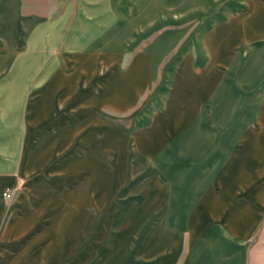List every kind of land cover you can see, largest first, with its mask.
Returning a JSON list of instances; mask_svg holds the SVG:
<instances>
[{
	"label": "rangeland",
	"instance_id": "374dc122",
	"mask_svg": "<svg viewBox=\"0 0 264 264\" xmlns=\"http://www.w3.org/2000/svg\"><path fill=\"white\" fill-rule=\"evenodd\" d=\"M142 1L139 9L152 14V25L137 26L136 34L151 41H133V53L147 54L106 58L99 98L83 88L87 76L82 65L77 68L80 62H68L58 50L55 58L42 60V70L51 61L63 73L49 81L62 85H52L63 96L60 103L50 101V94L30 119L33 92L24 104L10 100L13 137L2 139L0 148L8 150L0 162H8L9 171L0 173L14 182L4 189L11 197L1 196L0 264H45V258L50 264H148L146 239L160 223L178 240L173 264L183 257L181 233L191 224L205 180L229 156L232 166L243 159L244 151L233 152L237 143L245 140L247 155L236 183L255 177L264 163V123L255 118L264 101V54H250L258 46L264 52V3L217 0L214 8V0ZM28 3L49 19L72 5ZM232 34L224 57L219 48ZM88 74L93 80L91 68ZM71 92L73 101L88 94L79 99L86 111V105L65 106ZM35 193L44 196L29 203L36 220L11 232L23 196ZM63 227V250L54 258V248L42 256L50 230Z\"/></svg>",
	"mask_w": 264,
	"mask_h": 264
},
{
	"label": "crops",
	"instance_id": "0c3cea01",
	"mask_svg": "<svg viewBox=\"0 0 264 264\" xmlns=\"http://www.w3.org/2000/svg\"><path fill=\"white\" fill-rule=\"evenodd\" d=\"M27 2L28 0H0V148H3L2 139L13 137L9 136L10 100L15 101L16 105L24 104L26 93L29 96V91L33 92L31 95L33 105L28 110L31 119L37 112L40 113V102L49 99L50 94L52 95L49 100L52 102L60 103L63 99V96L56 92L62 85L49 84L55 74L63 73L56 72L57 67L51 61L42 70V60H50L52 55V59L55 58L60 50L68 62H80L76 65L77 68L82 65L83 74L87 76L82 82L83 88L95 91L96 98H99L100 88L97 82L102 80L105 59L112 55L119 58L123 54H135L133 41L138 39L143 43L151 41L148 38L140 39L136 34L137 26L152 25L150 23L153 19L152 14L142 15L144 9H139L145 2L142 0H71V7H65L64 12L54 19L42 17L39 13L40 8L28 7ZM35 2L39 3L40 0H29L28 5ZM259 2L264 3V0ZM73 3L77 7L76 10L72 8ZM216 3L217 0H214V8ZM137 9H142L139 12L140 19L136 18ZM53 10H56V6ZM232 36L234 37V34L219 48L224 57H228V54H223L222 50L227 49L224 47L233 42ZM218 37H213L215 46H218ZM111 43L113 44L110 45ZM257 49L259 46L250 54H264ZM214 51L209 48L211 54H218ZM136 54L147 52L144 50ZM138 58L131 59V70ZM90 68L93 80H87ZM52 85H56L57 88H52ZM44 91L45 94L42 93ZM129 91L131 92V86ZM71 94L72 92L66 93L64 96V98L68 96L65 100L66 107L68 104L81 108L86 105L84 100L79 99L88 98L87 93L80 95L75 101ZM120 96V90H117L116 99L120 100ZM79 102L80 104H77ZM16 105L13 103L12 110ZM87 106L81 110L86 111ZM255 118L256 121L264 123V101ZM244 141L241 146L237 143L233 151H244L239 164L232 166L227 163L226 160L232 157L229 156L225 163L215 170L213 179H203L209 184L207 186L205 183L202 184L206 188L199 190V203L194 208L191 224L181 233L183 257L178 256L173 264H264V163L258 164L259 168H255L259 169L255 177L244 182H235L246 162L247 146ZM0 153L8 154V150L0 149ZM0 167L2 172L9 171L8 162L1 161ZM12 177L0 173V214L4 208L1 196L5 188L13 185ZM39 196L44 197L36 193L25 198L23 196L21 200L23 207L19 204L16 208V216L20 215V218L16 217V226L11 223L9 228L11 232L19 233L30 222L36 220L37 213L28 212V208L33 197ZM64 230V227L59 233L57 230L55 232L50 230L51 241L42 256H46L51 248L55 250L52 258L59 255L65 244L64 241H60L66 238ZM177 242V237L164 225L157 224L146 239L144 248L146 263L170 264L176 255ZM43 261L41 262L50 264L51 259L45 258ZM0 263H3L1 259Z\"/></svg>",
	"mask_w": 264,
	"mask_h": 264
},
{
	"label": "built area",
	"instance_id": "2783aa9c",
	"mask_svg": "<svg viewBox=\"0 0 264 264\" xmlns=\"http://www.w3.org/2000/svg\"><path fill=\"white\" fill-rule=\"evenodd\" d=\"M2 196H3L4 199H9V198L11 197L9 191H5V192H3Z\"/></svg>",
	"mask_w": 264,
	"mask_h": 264
},
{
	"label": "bare ground",
	"instance_id": "6f19581e",
	"mask_svg": "<svg viewBox=\"0 0 264 264\" xmlns=\"http://www.w3.org/2000/svg\"><path fill=\"white\" fill-rule=\"evenodd\" d=\"M147 65V64H146ZM140 66V65H139ZM148 66V65H147ZM145 67V66H144ZM149 67V66H148ZM146 68V67H145ZM137 69V68H136ZM135 73H137V72H135ZM137 75H138V73H137ZM143 77V76H142ZM144 77H146V76H144ZM136 78V77H135ZM144 82V81H143ZM256 113H257V111H256ZM255 117H256V115H255ZM30 195V194H29Z\"/></svg>",
	"mask_w": 264,
	"mask_h": 264
}]
</instances>
